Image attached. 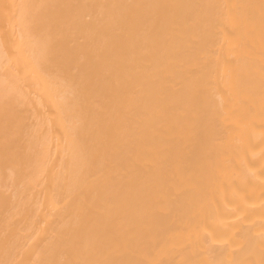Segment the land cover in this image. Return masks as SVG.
Segmentation results:
<instances>
[{"label": "bare ground", "instance_id": "bare-ground-1", "mask_svg": "<svg viewBox=\"0 0 264 264\" xmlns=\"http://www.w3.org/2000/svg\"><path fill=\"white\" fill-rule=\"evenodd\" d=\"M0 264H264V0H0Z\"/></svg>", "mask_w": 264, "mask_h": 264}]
</instances>
